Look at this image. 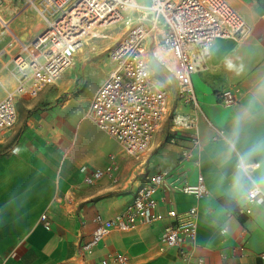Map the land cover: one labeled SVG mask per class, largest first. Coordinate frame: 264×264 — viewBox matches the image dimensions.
I'll return each instance as SVG.
<instances>
[{"label":"crops","instance_id":"crops-1","mask_svg":"<svg viewBox=\"0 0 264 264\" xmlns=\"http://www.w3.org/2000/svg\"><path fill=\"white\" fill-rule=\"evenodd\" d=\"M1 1L8 29L0 30V101L16 86L14 57L46 26L36 16L26 23L22 0ZM225 1L248 33L212 42L208 60L192 75L195 105L177 96L173 55L158 50L162 62L147 47L149 79L167 92L168 103L149 148L138 156L122 154L88 116L95 91L113 69L109 57V70L99 73L97 88L86 99L56 103L57 95L44 93L50 86L16 103V123L0 134V264H102L114 254L123 255L125 264H264L259 257L264 252V198L251 205L246 198L253 185L264 192V0ZM117 24L124 34L126 27ZM225 91L233 98L229 106L221 102ZM175 115L193 117L195 127L174 125ZM192 135L198 144L179 171L191 184L200 174L207 196L196 201L171 191L156 194L161 213L197 207L196 238L187 254L180 252L185 246L160 249L166 221L112 230L85 250L96 219L113 218L149 176L172 171ZM109 165L114 169L110 176L85 181Z\"/></svg>","mask_w":264,"mask_h":264},{"label":"built area","instance_id":"built-area-1","mask_svg":"<svg viewBox=\"0 0 264 264\" xmlns=\"http://www.w3.org/2000/svg\"><path fill=\"white\" fill-rule=\"evenodd\" d=\"M41 0V16L45 29L14 57L16 86L0 101V134L16 123L18 101L28 102L55 84L61 73L71 64L76 52L94 38L101 37L108 26L121 23L126 32L110 49L108 57L113 69L97 88L89 105L88 116L94 125L113 138L126 156L145 152L167 114L168 94L149 79L146 61L147 47L153 57L161 50L173 55L175 66L171 72L176 81L177 96L195 105L192 75L209 58L215 39H239L248 33V26L225 0ZM2 1L0 0V8ZM133 14H136L134 17ZM8 21L0 15V30L7 31ZM163 62L162 59L159 58ZM224 105L233 103L229 91L221 94ZM176 126L195 127L193 117L172 118ZM190 147L184 150L172 171L149 176L138 186L133 199L113 218L96 219V228L83 248L87 251L112 230H129L139 225L165 222L158 237L160 249L194 246L198 210L191 206L178 212L173 208L165 213L157 211L156 194L176 192L196 201L207 196L203 177L189 183L179 170L193 157L198 141L192 135ZM112 160V157H111ZM113 166L95 169L85 178L93 183L110 176ZM251 205L264 198V192L253 185L246 194ZM250 214V208L242 209ZM45 227L50 223L40 216ZM182 255L188 250L182 249ZM264 260V252L259 254ZM125 264L120 254L109 255L102 264Z\"/></svg>","mask_w":264,"mask_h":264},{"label":"rangeland","instance_id":"rangeland-1","mask_svg":"<svg viewBox=\"0 0 264 264\" xmlns=\"http://www.w3.org/2000/svg\"><path fill=\"white\" fill-rule=\"evenodd\" d=\"M22 6V11L27 9L26 23L28 22L29 24V21L36 16L40 21V24H38L41 27L46 25L40 13L41 0H22ZM32 23L35 25L34 22ZM26 30L22 26V33ZM124 30L122 25H112L104 30L101 37L85 43L75 53L71 64L61 73L57 85L51 86L44 93L51 96L57 95L56 103L86 99L97 88L96 86L93 89V86L99 80V73L104 71L106 74L109 70L110 61L107 55L113 45L123 35ZM79 105L80 111H83L84 103L82 102Z\"/></svg>","mask_w":264,"mask_h":264}]
</instances>
